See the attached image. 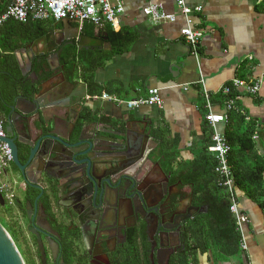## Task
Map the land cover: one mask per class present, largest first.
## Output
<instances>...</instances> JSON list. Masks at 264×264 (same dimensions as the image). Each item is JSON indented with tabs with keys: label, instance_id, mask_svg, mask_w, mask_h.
<instances>
[{
	"label": "crops",
	"instance_id": "1",
	"mask_svg": "<svg viewBox=\"0 0 264 264\" xmlns=\"http://www.w3.org/2000/svg\"><path fill=\"white\" fill-rule=\"evenodd\" d=\"M185 3L189 8H201L188 17L192 26L203 34L197 58L191 54L189 44L181 35L185 18L173 0H123L124 12L115 27L127 30L134 40L126 52L114 55L95 73V83L104 89L102 94H106V89H120L121 93L115 95L125 100L145 97L149 89H157L162 100L160 108L141 106L129 110L103 99L102 94L91 97L88 93L83 102L97 114V118L105 117L122 131L125 129L128 139L129 136L138 139L143 126L151 132L161 130L170 138H176L178 160L191 161L205 137L203 92L210 99L216 96L222 86L241 78L244 66L252 68L246 81L254 80L264 72V0H185ZM151 5L159 6L165 14L174 15L175 21H152L142 12L143 8ZM75 26L79 27L73 24ZM65 31L66 34L73 33L69 29ZM60 34L61 24L57 25L55 34L48 42L34 46L29 44L14 52L24 81L30 86L32 83L39 85L47 82L55 74L58 77L63 72L60 60L57 65L55 58L47 62L54 67L45 70L51 73L46 79L40 77L41 73L36 75L32 71L33 64L39 63V59L53 50L52 42ZM29 62L31 69L27 71ZM68 81L83 83L79 79ZM25 95L20 93L19 96ZM239 103L244 114L257 126L255 150L264 158V83L256 95H242ZM212 112L222 114L224 108L215 103ZM72 115L65 114L58 118L59 133L66 131ZM217 130L221 132L223 126L220 125ZM4 176L12 178L7 182L2 181L14 196L22 195L21 183L11 164ZM17 189L20 191L16 192ZM236 198L239 210L247 218V222L241 225L242 243L246 248L229 258H219L212 252L199 254L197 264H264L263 214L238 189Z\"/></svg>",
	"mask_w": 264,
	"mask_h": 264
},
{
	"label": "flooded vegetation",
	"instance_id": "2",
	"mask_svg": "<svg viewBox=\"0 0 264 264\" xmlns=\"http://www.w3.org/2000/svg\"><path fill=\"white\" fill-rule=\"evenodd\" d=\"M54 46L55 41L51 47ZM47 55L48 61H51L53 57L51 54ZM42 60L39 59V63ZM44 62V71L54 67L53 64L49 66L45 60ZM20 108L26 110L21 105ZM84 108L81 111L74 110L69 121L77 118L78 124L82 122V117L88 116ZM88 110V117H97L96 113L89 108ZM9 113L8 109L4 117L5 130ZM14 121L20 122L16 116ZM71 122H68V127ZM83 123L87 125L86 136H90L95 129L126 132L125 129L122 131L102 120ZM55 124L57 128L58 118L55 119ZM141 131L138 139L130 136L128 139L133 154L131 160L134 163L122 170L100 169L96 173L99 181L95 185L87 182L79 186L78 183L65 180L59 184L57 179L63 178L62 172L54 165H49L39 177L38 184L42 196H49L50 214L41 202L42 196L37 202L38 196L35 197L31 205L36 204V207L30 214L25 210L26 205L21 209L14 201L9 204L5 200L0 211L7 213L5 209L9 208L14 211V216L9 214L12 221L4 222L17 232V244L13 242L20 254L22 251L41 264L37 245L39 240L44 247L46 264H117L126 244L131 241L141 242L143 236V246L148 247L145 255L149 264L152 251L155 256L159 250L161 260L167 256V252H170V259L184 251L186 226L201 214L197 208H202L203 212L205 207L193 201L190 186L175 180L165 171L152 132L146 126ZM102 135L106 136L104 133ZM16 175L22 185L23 194L28 188L34 189L23 182L18 171ZM23 194L18 198L22 199ZM152 236L157 244L155 248ZM30 245L34 246V256L30 252Z\"/></svg>",
	"mask_w": 264,
	"mask_h": 264
},
{
	"label": "trees",
	"instance_id": "3",
	"mask_svg": "<svg viewBox=\"0 0 264 264\" xmlns=\"http://www.w3.org/2000/svg\"><path fill=\"white\" fill-rule=\"evenodd\" d=\"M11 0H0V16H2ZM55 24L52 20H27L21 23L12 19L6 20L0 26V117H4L8 109L6 104H12L15 97L30 91V84L25 82L22 76L14 52L26 45L32 44L35 40L45 36L53 30ZM82 34L89 37H99L110 45L109 50L94 48L78 50L75 45L67 46L60 54V65L63 68L64 76L68 80L79 79L87 87L91 97L101 95L103 88L95 83V73L102 68L114 55L124 53L128 50L134 40L133 36L125 29L105 25L101 30H95L90 23H84L81 28ZM33 64L32 71L42 79L51 76L45 72V62ZM251 67L244 66L241 72L243 80L248 79L251 74ZM34 91L37 89L34 87ZM107 95L116 96L121 93L120 89L105 90ZM237 94L232 89L229 95L218 93L211 98L213 104L224 108L226 101ZM118 97V96H117ZM203 99V98H202ZM239 102L233 110L228 111V122L223 127V135L230 147L228 154V166L232 173L236 189L242 191L245 196L254 202L261 210L264 217V158L259 156L255 150L253 135L257 133V126L250 119L245 120L244 115L238 110ZM238 108V109H237ZM89 116L88 108H84ZM205 115V114H204ZM203 115V116H204ZM82 117V122L102 120L107 125L118 127L109 119L102 117ZM122 130V128H120ZM204 139L197 147L194 158L191 161L178 160V140L170 138L161 130H152V135L157 141L161 164L172 178L181 181L184 185L191 187L193 201L197 205L207 208L206 213L198 214L186 226L184 251L175 254L169 259V264H197L199 254L212 252L219 258H229L241 252V232L238 229L236 218L230 212L231 201L219 184L218 176L215 173L216 160L208 146L213 134L212 129L204 121ZM24 158L21 161L24 162ZM14 172L16 166L11 163ZM235 189V190H236ZM236 193V192H235ZM39 191L28 188L22 199L15 197L14 204L19 208L25 207L26 203H33ZM41 202L50 214L51 208L49 196L43 195ZM8 214L12 208L5 209ZM12 240L17 244V232L7 225L2 224ZM141 242L131 241L125 246V251L117 264H149L145 255L148 247ZM144 247V249L142 248ZM25 264H36V261L22 253ZM66 262V259H64Z\"/></svg>",
	"mask_w": 264,
	"mask_h": 264
},
{
	"label": "water",
	"instance_id": "4",
	"mask_svg": "<svg viewBox=\"0 0 264 264\" xmlns=\"http://www.w3.org/2000/svg\"><path fill=\"white\" fill-rule=\"evenodd\" d=\"M62 25V34L55 40V46L50 51L57 65L59 54L63 48L75 45L78 50L101 48L109 50L110 45L99 37H89L80 33L79 27H73V22L63 20L53 25L54 30L45 36L35 40L32 46L46 43L55 34L57 25ZM65 29L73 31L66 34ZM48 62V55H45ZM31 69V63L27 64V71ZM35 77V74L32 73ZM36 78V77H35ZM57 78V79H56ZM50 80V81H49ZM37 90L34 91L33 88ZM18 94L12 104H6L10 113L6 121L5 136L0 142L6 144L10 150L11 163L16 166L23 182L29 187L40 191L36 202L42 196L39 186V177L46 171L49 165L61 171L63 178L57 179L59 184L64 180L70 183H78L83 186L89 182L97 183L96 173L104 169L122 170L130 167L134 160L128 144L127 132L98 131L95 129L90 136H86L87 125L78 124L77 118L67 125V131L62 134L57 131L55 119L63 115H71L78 108L86 107L88 91L83 83L69 82L64 74L60 73L48 79L47 82L32 83L27 95ZM83 102V103H82ZM23 106L26 110L20 108ZM14 116L20 122L14 121ZM101 133V134H99ZM111 134L106 137L102 134ZM26 158L20 159V153ZM101 153V155L99 154ZM130 177V176H129ZM107 183V181L105 180ZM5 205V199L0 193V207ZM33 206L27 202L25 210L33 213ZM199 213H206L207 208H197ZM37 227V226H36ZM153 240V236L151 238ZM40 252L41 264H46L44 247L41 241H37ZM157 246L153 240V248ZM160 251L154 256L150 255L151 264H169L170 252L167 256L159 257ZM0 264H25L12 238L0 222Z\"/></svg>",
	"mask_w": 264,
	"mask_h": 264
},
{
	"label": "built area",
	"instance_id": "5",
	"mask_svg": "<svg viewBox=\"0 0 264 264\" xmlns=\"http://www.w3.org/2000/svg\"><path fill=\"white\" fill-rule=\"evenodd\" d=\"M179 9V12L185 18V27L181 29V35L190 46L191 54L197 58L198 50L202 39V31L192 26V21L188 18L193 12H199L200 7L189 8L186 6L185 0H173ZM124 12L123 0H11L2 16H0V26L8 19H12L21 23L27 20H52L59 23L63 20H68L74 24H78L81 28L84 23H90L95 30H101L105 25L115 27L118 23V18ZM144 15L149 17L152 21L159 22H174L175 16L165 14L159 6L151 5L142 9ZM264 83V72L261 73L254 80L246 81L240 78H235L222 86L218 93L222 95H229L232 89L237 90L232 98L228 99L224 105V113L216 114L212 112V102L210 96L203 92V107L205 109L204 121L210 126L213 131L208 152L216 160L215 173L218 176L219 184L227 192L231 205L230 212L234 214L239 231L241 232V225L247 222L246 216L239 210L236 198V187L232 173L228 166V154L230 147L223 135V132L218 131L217 128L225 126L228 122V111L233 110L236 102H240L242 95L254 96L256 95L262 84ZM102 98L111 101L117 105H123L127 109H135L141 106H162V100L159 97L157 89H149L145 97L134 99H122L116 96L102 94ZM238 109V108H237ZM246 121L248 116L244 114L243 110L238 109ZM5 136L4 121L0 117V138ZM256 134L253 135V140H256ZM11 164V154L8 146L0 142V193L4 199L12 204L14 201V194L6 183L2 181L5 175V170ZM242 236V235H241ZM246 247L241 241V249Z\"/></svg>",
	"mask_w": 264,
	"mask_h": 264
},
{
	"label": "rangeland",
	"instance_id": "6",
	"mask_svg": "<svg viewBox=\"0 0 264 264\" xmlns=\"http://www.w3.org/2000/svg\"><path fill=\"white\" fill-rule=\"evenodd\" d=\"M9 175V174H8ZM7 179H9V181L12 179L10 176H9V178H8V176H3V178H2V180L3 181H6ZM8 181V180H7ZM6 181V182H7ZM20 186H21V189L23 190V188H22V185L20 184ZM18 191H20L19 189H17V191L16 192H18ZM19 197H21V195H19ZM11 214H12V216H14V211L12 210L11 212H10ZM10 215L8 214V213H6V212H2V211H0V222L3 224L4 223V221H6V222H9L10 223V221H12L11 219H10ZM28 244H31V242H29L28 241ZM17 248V247H16ZM23 248H25V246H23ZM25 249H27V248H25ZM29 249H30V252H31V254H33V256L35 255V253H34V246L33 245H30L29 246ZM19 251V250H18ZM22 252V251H21ZM19 253H20V251H19ZM23 253V252H22ZM21 255V254H20ZM22 257V256H21ZM33 259H35V258H33ZM36 260H37V258H36ZM36 264H38V263H36Z\"/></svg>",
	"mask_w": 264,
	"mask_h": 264
}]
</instances>
